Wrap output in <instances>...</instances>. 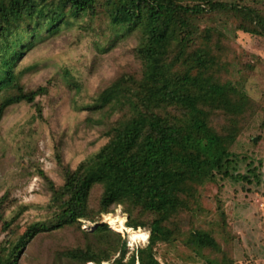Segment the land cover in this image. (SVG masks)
Returning <instances> with one entry per match:
<instances>
[{"label":"trees","instance_id":"16d2710c","mask_svg":"<svg viewBox=\"0 0 264 264\" xmlns=\"http://www.w3.org/2000/svg\"><path fill=\"white\" fill-rule=\"evenodd\" d=\"M216 15L232 18L235 30L264 42L261 0H0V124L20 104L33 106L42 118L39 99L51 83L28 86L25 80L38 65L23 62L74 25L92 36L94 22L105 26L106 44H95L101 55L133 41L130 54L137 64L136 71L121 69L93 93L73 70L58 72L74 109L86 112V125L106 143L75 168L57 157L63 183L55 188L47 180L54 214L29 224L22 236L7 233V198H0L6 232L0 264H23L32 253L29 246L65 232L72 241L49 255L40 252L43 260L172 264L170 252L183 264H234L232 247L239 237L221 201L207 205V195L226 181L245 191L264 190L261 163L235 150L259 120L264 129V108L237 82L222 78L226 47ZM249 144L257 145L251 138ZM118 207L127 216L126 229L147 233L143 246L130 250L126 237L101 224ZM81 221L96 226L85 231Z\"/></svg>","mask_w":264,"mask_h":264},{"label":"rangeland","instance_id":"374dc122","mask_svg":"<svg viewBox=\"0 0 264 264\" xmlns=\"http://www.w3.org/2000/svg\"><path fill=\"white\" fill-rule=\"evenodd\" d=\"M261 2L264 4V0ZM214 20L215 27L224 34L222 43L226 47L222 78L226 76L237 82L241 90L264 108V42L235 30V23L228 16L216 15ZM206 24L213 25L211 22ZM94 27L97 35L92 36L74 25L62 31L55 40L45 43L46 46L28 54L23 62L24 65H38L37 71L25 80L28 86L46 85L48 81L51 85L47 95L39 99L42 118L36 117L33 106L20 104L9 108L0 124V198H7L3 219L9 223L7 233H11L12 238L22 236L29 224L47 222L53 216L48 181L55 188L63 183L57 157L61 156L64 164L75 168L106 143L99 131L86 125V112L79 113L74 109L68 90L57 79L58 72L62 68L73 70L77 80L93 93L121 69H137L130 54L133 41L101 55L95 44L98 45L97 39L100 45L106 44L109 32L97 22ZM259 123L260 120L239 139L235 150L248 156L255 165L261 163L264 181V129L258 128ZM258 134L263 139L259 140ZM250 138L257 139L256 146L249 144ZM245 164H241L242 173L248 169ZM245 188L249 191L243 190L238 183L226 181L221 189H210L207 205L215 207L214 200L219 199L228 222L239 237L232 247L234 264H264V190L255 186ZM126 218L118 207L114 214L104 215L101 224L126 237L127 246L133 250L143 246L147 239L131 241L129 233L123 230ZM95 226L81 221L85 231H91ZM136 231L145 232L143 229ZM5 236L0 224V242ZM71 241V234L67 232L42 238L29 246L32 253L23 264H29L30 260L35 264H50L41 258L40 252L49 255ZM166 255L172 264H183L174 254ZM188 264H203V261Z\"/></svg>","mask_w":264,"mask_h":264},{"label":"bare ground","instance_id":"6f19581e","mask_svg":"<svg viewBox=\"0 0 264 264\" xmlns=\"http://www.w3.org/2000/svg\"><path fill=\"white\" fill-rule=\"evenodd\" d=\"M123 230L124 231L126 230L129 233L131 241H135L137 239H142V240H146L147 239V234L145 232H142V231H138V232L131 231L130 229H126V228H123Z\"/></svg>","mask_w":264,"mask_h":264},{"label":"water","instance_id":"95a60500","mask_svg":"<svg viewBox=\"0 0 264 264\" xmlns=\"http://www.w3.org/2000/svg\"><path fill=\"white\" fill-rule=\"evenodd\" d=\"M257 141V139L256 138H254V142H256Z\"/></svg>","mask_w":264,"mask_h":264}]
</instances>
